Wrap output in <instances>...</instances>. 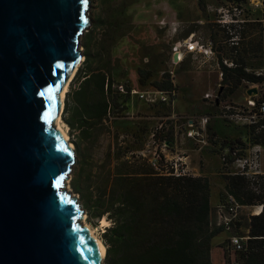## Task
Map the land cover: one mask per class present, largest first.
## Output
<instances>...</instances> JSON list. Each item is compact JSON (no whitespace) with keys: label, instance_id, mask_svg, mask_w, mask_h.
<instances>
[{"label":"rangeland","instance_id":"1","mask_svg":"<svg viewBox=\"0 0 264 264\" xmlns=\"http://www.w3.org/2000/svg\"><path fill=\"white\" fill-rule=\"evenodd\" d=\"M89 2L90 26L81 36L85 60L81 62L70 83L65 105L69 100L68 93L78 89L86 70L90 67L96 69L97 63L85 62L87 54H96L109 33L115 34V43L111 49L112 62L108 68L110 79L115 86L124 85L135 91L126 98L124 95H114L121 105L111 103L109 115L96 125L91 135L86 132L82 136L81 130L68 123L70 115L65 113V107L62 113L63 125L76 153L68 181L69 191L81 203L86 222L93 227L107 250L104 232L111 221L106 216L99 219L89 213L87 200L93 178L99 173H108L114 167L117 152L129 156L132 153L143 155L150 161L154 159L157 152H161L162 137L168 136V132L164 134L161 131L163 128H160L168 119L176 123L178 138L187 139V145L197 148V140L186 134L189 127L181 129L180 120L172 115L210 116L207 126L210 140L216 134L221 140L222 134L231 136L236 133V129H241L237 127L239 124L228 121L224 116L226 102L216 101L220 87H227L222 83L219 57L226 65H232L240 60V52L243 51L248 63L257 68L255 71L264 73V0H247L241 4L227 0H206L204 10L200 8L198 0ZM113 21L117 24L109 29L107 23ZM223 25H229V28ZM167 81L172 83L176 91L173 104L163 101L156 84L169 85ZM253 86L259 90L257 95H262L264 82H244L234 96L225 100L246 103L251 96L248 90ZM142 94L144 97H141ZM215 124L220 133L215 130ZM176 148L170 147V144L164 147V153L170 160H175L177 154L189 153ZM215 149L203 147L206 157L210 152L214 153L212 156L215 161L212 165L216 174L213 180L216 182L223 181L225 172ZM191 160L186 159L187 166ZM262 168L264 170V151ZM188 169L196 171L193 165ZM217 195L213 187V198L217 199ZM249 211L244 208L241 213L247 215ZM103 220L106 222L103 223ZM237 231L233 233L248 234L245 226Z\"/></svg>","mask_w":264,"mask_h":264},{"label":"water","instance_id":"2","mask_svg":"<svg viewBox=\"0 0 264 264\" xmlns=\"http://www.w3.org/2000/svg\"><path fill=\"white\" fill-rule=\"evenodd\" d=\"M89 4L0 0V264L104 262L66 188L76 153L55 125L60 94L85 60Z\"/></svg>","mask_w":264,"mask_h":264},{"label":"trees","instance_id":"3","mask_svg":"<svg viewBox=\"0 0 264 264\" xmlns=\"http://www.w3.org/2000/svg\"><path fill=\"white\" fill-rule=\"evenodd\" d=\"M227 1L241 4L247 0ZM198 3L204 10L206 0H198ZM116 24L115 21L108 22L107 26L112 29ZM223 26L229 28V25ZM114 43L115 34L109 33L96 54H87L85 62L97 63L96 69L90 67L86 70L78 89L68 93L65 113L70 117L67 120L73 128L81 130L82 136L86 132L94 133L96 125L109 115L111 103L121 105L114 95L126 98L132 93L127 86L121 91L108 74ZM240 56V60L232 65H226L219 57L222 83L227 85L219 97L221 103H227L225 99L230 98L244 82H264V73L255 71L257 68L248 63L243 51ZM167 82L169 85L157 82L158 89L175 90L172 83ZM254 99L257 104L264 102V92ZM237 127L244 129V135L211 140L210 147L216 148L218 155L227 145L234 149L246 148L249 143L264 144V131L257 130L256 125ZM161 131L164 134L168 132V136L162 137V143L173 142L176 136L173 119H168ZM113 166L108 173H99L93 178L87 200L93 217L100 219L106 216L111 221L104 232L107 246L105 264H212L213 239L224 230H228L231 236H246L236 234L242 226L248 227L249 238L240 252V260L243 264H264V209L259 215H251L249 220L239 215L230 227L218 225L217 218L213 220L211 217V183L208 177L190 173L176 175L163 158L155 166L147 157L135 153L129 156L117 152ZM222 177L226 191L222 193L220 202L233 196L240 206L264 205V174L248 177L225 172ZM234 231L237 232L234 234ZM231 236L225 245L226 264L229 263L226 246Z\"/></svg>","mask_w":264,"mask_h":264},{"label":"built area","instance_id":"4","mask_svg":"<svg viewBox=\"0 0 264 264\" xmlns=\"http://www.w3.org/2000/svg\"><path fill=\"white\" fill-rule=\"evenodd\" d=\"M121 91L124 90V85L117 86ZM135 91L132 90V93ZM162 94L163 101L173 104L175 98L172 99L173 96L176 95V91H159ZM256 96V95H255ZM141 97H144L142 94ZM224 116L230 122L239 125H256L257 130L264 131V102L257 104L254 96H250L247 99L246 103H235V102H227L224 105ZM176 117L177 120H180L181 126L180 128L184 129V127H189L186 134L189 137L197 140L198 144L201 148L204 146H210L211 140L208 133V122L210 120V116L203 115L202 117H187L186 115H172ZM169 117V116H168ZM172 117V118H173ZM171 118V116L169 117ZM176 124V123H175ZM165 123H162L160 128H164ZM187 129V128H186ZM179 132L176 130V136ZM170 141H166L162 143L161 152H157L158 154L154 159H151V162L157 166L159 161L162 158L168 162L171 166V169L174 174L181 175L189 173V169L187 167L186 159L189 158L188 153H180L175 156V160H170L167 155L164 153V147H168ZM241 153V151H243ZM264 151L263 143H254L248 144L246 148H231L230 145H227L221 148L219 153V158L222 163V169L224 172L228 174H241L246 175L248 177H255L259 174H264V170L262 168V155ZM182 164H186L185 167ZM239 207L240 205L237 203L233 196H228L225 202H220L217 205L216 209V218L218 225H225L230 227L233 222L238 219L239 216ZM252 207V215H259L263 209V204H258L251 206ZM248 236H238L232 235L230 238V242L226 246L228 252V264H243L240 260V252L244 250L245 241L248 239Z\"/></svg>","mask_w":264,"mask_h":264},{"label":"crops","instance_id":"5","mask_svg":"<svg viewBox=\"0 0 264 264\" xmlns=\"http://www.w3.org/2000/svg\"><path fill=\"white\" fill-rule=\"evenodd\" d=\"M259 20H262V19L260 18ZM232 96H234V94ZM246 99H247V97H245V100ZM217 124H215L216 125L215 130H217V132L220 133L219 129L217 128ZM242 130L244 131V129H240V130L236 129V133H233L231 136H229L227 134H222V137H223L222 139H234V138L238 137L239 135L243 134ZM216 137L219 138L217 134H216ZM186 140L187 139L184 140L183 138L180 140L178 138V136H176L175 140L173 142H170V147L171 146L175 147V148L177 147L176 148L177 150H183L184 149L183 151L189 152L188 153L189 158H192V160H191V164L188 163L189 165L187 167H190V165H193L194 168H196V171H193V172L189 171L190 174L206 176L209 178L210 183H211V197H210V203L212 206L211 217L213 220H216V207L221 200L222 193L226 191V183L224 180L223 181L217 180L216 182L213 180V178H215L214 176L216 174V172H214L215 170H214V166H213L215 159L212 156V154H214V153L210 152L208 154V156L206 157L203 154V148H201L200 145H198L197 148L194 147L193 145H187ZM213 187L216 188V191L218 192L217 199H214L212 196V188ZM244 208H248L250 210L247 215H242V213H241V211L244 210ZM238 211H239L240 217L244 216V219L249 220V217L252 215V207L251 206L242 205V206H240ZM245 230H246V233L249 232V229L247 226L245 227ZM230 236H231V233L228 230H224L223 232L218 234L213 239L212 250H211L212 264H226L225 245H226V241L228 240V238ZM246 236H248V235H246Z\"/></svg>","mask_w":264,"mask_h":264},{"label":"bare ground","instance_id":"6","mask_svg":"<svg viewBox=\"0 0 264 264\" xmlns=\"http://www.w3.org/2000/svg\"><path fill=\"white\" fill-rule=\"evenodd\" d=\"M83 59H84V57H82V60ZM77 69H78V66L76 67V69L74 70L73 74L71 75V77L69 78L67 83L65 84V86H64V88H63V90H62V92L60 94L61 111H60V114H59V116L57 117V119L55 121L56 127L62 132V134L64 135V137L66 138V140L69 143H70L69 136H68L67 130L65 129V127L63 125V121H62V113H63L64 107H65L66 93H67V91L69 89V86H70V83H71L72 79L74 78V76L76 74ZM70 145H71V143H70ZM71 147L74 148L73 145H71ZM68 183H67L66 188L69 191L70 187L68 186ZM85 218H86V216H84V214H83V216L81 218V222H82L83 226L86 228L88 237L91 239L96 252L104 259L105 256H106V247H105L104 243L102 242V240L97 236V234H96L95 230L93 229V227L89 223L86 222ZM105 222H106V220H103V223H105Z\"/></svg>","mask_w":264,"mask_h":264}]
</instances>
